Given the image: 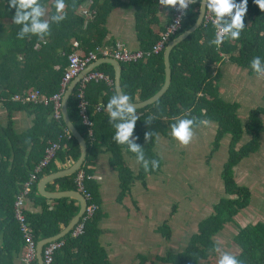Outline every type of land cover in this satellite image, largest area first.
Masks as SVG:
<instances>
[{
  "label": "trees",
  "instance_id": "obj_1",
  "mask_svg": "<svg viewBox=\"0 0 264 264\" xmlns=\"http://www.w3.org/2000/svg\"><path fill=\"white\" fill-rule=\"evenodd\" d=\"M240 2L241 0H234V3ZM64 3L66 15L56 12L55 0H37L33 7L38 6L42 10L48 6L47 17L44 19L41 15L38 18L41 23L47 22L48 28L43 33L34 34L30 31L23 32L24 24L13 23L14 13L19 5L9 8V0H0V105L6 113L5 123L0 124V264H11V257L20 250L22 252L23 239L19 224L14 218L13 201L50 142H58L61 147L32 182L26 198L34 199L40 210L30 213L23 209L24 221L32 238L38 240L56 234L77 210L76 201L68 197L53 199L52 207L48 208L46 199L35 192L36 182L41 175L57 170L54 160L72 162L76 159V141L72 137L65 138L61 117L52 118L50 103L43 105L14 102L10 97L14 94L22 95L30 89L45 96L55 93L67 64V54L72 50L70 41L76 40L84 52L104 45V22L112 9L119 7L133 10L139 49L147 50L157 39L158 34L152 26L157 24L159 7L169 8L160 5L159 0H64ZM197 6L198 0L188 7L178 33L193 23ZM81 8L91 12L88 18L85 19L78 13ZM31 10L28 8L20 11L23 13ZM224 21L230 23L231 17L221 21L226 26ZM243 22L245 27L239 39L232 40L229 38L230 33L226 34L219 48L212 43L215 39L213 26L201 23L170 49V79L167 88L155 101L136 109L139 119L129 141L138 146L137 152H132L127 143L121 145L113 139L116 133L114 125L125 121L118 117L110 123L106 111L107 103L115 95L112 67L102 63L93 68L107 74L111 79L110 85L103 81H89L83 89V98L87 103L85 111L91 121L90 135L81 123L76 106L78 83L74 86L66 100V113L85 142V155L80 166L85 174L82 183L90 193L96 210L84 222L81 234L71 237L67 232L60 238L63 244L53 251L50 264H110L104 250L97 243V222L102 213L99 208L98 187L91 179L94 159L98 153L109 154L108 165L116 171L118 179L116 201L120 202L134 181H139L145 187V177L159 172L161 161L153 151V141L157 134L167 136L171 132V125L178 124L176 118L191 119L190 128L205 121L215 123L208 156L217 150L219 140L228 134L226 158L219 171L225 196L213 203L211 212L196 223L195 231L181 250L166 251L164 255H155L149 261L144 255L137 254L135 264H217L209 261V256L215 250L213 236L225 223L232 222L233 217L250 200L249 189L234 181L232 167L254 153L259 147L260 136L264 135V124L260 119V114L264 115V107L250 108L242 123L236 114L238 103L225 101L218 93L220 75L217 67L224 60L245 69L248 75H257L259 73L251 68V61L259 57L260 68L264 70V11L259 9L254 0H248ZM25 23L31 27V19ZM161 54L162 51L119 64L120 90L122 94L131 97L129 102L142 101L158 90L164 75ZM13 111H23L31 116V125L16 133L12 128ZM145 133H148L147 138ZM243 133L247 134V141L235 148ZM122 150L136 159L138 167L135 173L125 164ZM74 176L75 173H72L56 178L46 188L75 190ZM173 210L172 205L169 215ZM156 231L164 240L169 239L170 230L165 221ZM232 242L237 248L233 255L242 264H264L263 222L256 221L238 227Z\"/></svg>",
  "mask_w": 264,
  "mask_h": 264
},
{
  "label": "rangeland",
  "instance_id": "obj_2",
  "mask_svg": "<svg viewBox=\"0 0 264 264\" xmlns=\"http://www.w3.org/2000/svg\"><path fill=\"white\" fill-rule=\"evenodd\" d=\"M47 12L48 6L42 8L44 19ZM233 67L238 70L232 72L227 65L219 70L221 98L238 103L236 114L244 123L250 108L264 107V70L257 75H248L245 69ZM260 119L264 124V115L260 114ZM206 122L207 125L201 122L190 128L193 138L186 146L175 140L171 132L167 136L157 134L152 148L160 158V170L145 177V188L139 181L133 182L131 198L140 203V213L145 214V220L144 225L134 231L135 237L130 234L129 238L133 237L137 242L139 239L137 245L141 251L138 254L144 255L148 261L155 255H164L166 251L181 250L195 231L196 223L211 212L213 203L225 196L219 171L226 158L229 136L225 134L219 140L217 150L208 156L216 125ZM247 139V134L243 133L235 148ZM123 154L125 164L135 173L138 167L136 159L125 152ZM232 174L237 184L249 189L250 200L232 222L225 223L213 236L215 250L209 256L210 262H217L221 252L236 253L232 237L238 227L256 221L264 223V135L260 136L258 149L232 167ZM172 205L174 210L169 215ZM163 221L170 230L168 240L156 231ZM134 261L137 262L136 256Z\"/></svg>",
  "mask_w": 264,
  "mask_h": 264
},
{
  "label": "built area",
  "instance_id": "obj_3",
  "mask_svg": "<svg viewBox=\"0 0 264 264\" xmlns=\"http://www.w3.org/2000/svg\"><path fill=\"white\" fill-rule=\"evenodd\" d=\"M187 8L180 9L179 5H176L174 8L169 7V19L167 23L163 26V29L158 33L157 39L150 45L147 50H129L124 44L119 43L118 41L113 42L107 46L95 47L93 50L84 52L76 40H71L70 45L72 50L67 54V64L63 70L62 76L59 82L58 90L49 95L45 96L40 94L39 91L35 89H30L24 92L22 95L14 94L10 97V100L14 102L21 103H34V104H51V116L52 118H60V100L61 96L71 79H73L81 70H83L87 65L96 61L98 58H111L119 63L133 62L139 59H143L150 55L157 54L161 52L165 44L178 33L180 29V23L185 15L184 13L188 7L192 4L190 0H186ZM78 13L82 15L85 19L91 14L86 8L79 9ZM214 15V14H213ZM213 16L206 9L203 12L202 23H209L214 28V37L216 36V31L213 25ZM221 27L224 25L221 23ZM89 81H103L106 84H111V79L109 76L99 70L90 69L86 71L81 78L78 80V85L76 87V98H77V109L78 114L81 119V123L85 126L87 134L90 135V126L91 121L88 119L85 111L86 101L83 98V89L87 82ZM76 83V84H77ZM64 136L66 139H69L71 134L67 128L63 130ZM61 146L58 142H50L43 150L42 157L37 161V163L32 168V171L29 173V178L23 183L22 188L17 192L14 201H13V214L14 218L19 224V230L22 234L23 244L22 252L20 256L21 264H36L35 260V244L37 240H34L31 236L30 230L26 225L23 217L24 201L26 195L30 190V186L33 181L36 180L37 173L42 171L48 164V162L53 159L55 151ZM75 176L73 179L75 185V191L79 192L83 199L85 200V207L83 212L79 216L77 222L70 228L69 235L75 237L82 233L84 222L89 219L94 211L96 210L95 203L92 202L90 193L84 188L82 183L85 176L84 172L80 167L74 172ZM63 244L62 239H55L49 241L43 245L41 249V258L42 264H50L52 261V253L55 249L59 248Z\"/></svg>",
  "mask_w": 264,
  "mask_h": 264
},
{
  "label": "crops",
  "instance_id": "obj_4",
  "mask_svg": "<svg viewBox=\"0 0 264 264\" xmlns=\"http://www.w3.org/2000/svg\"><path fill=\"white\" fill-rule=\"evenodd\" d=\"M227 17L230 16H225L224 18ZM168 19L169 9H161V7H159L157 12V24L152 26L156 34H158L163 29V26L167 23ZM104 27L106 33L102 43L104 45L102 46H107L110 45L111 42L118 41L119 43L124 44V46L129 50L139 49L140 46L134 29V14L132 9H124L119 7L112 9L106 16ZM225 65H227L228 69L232 72L238 70L233 67L234 64L224 60V62L217 67L218 71L220 68L223 69ZM218 88V93L221 97V93L223 92L220 89V78L218 81ZM5 120V109L2 105H0V124H4ZM11 120L12 128L16 133L21 132L31 125V116L26 115L23 111L11 112ZM123 152L124 151L122 150V158L126 163ZM108 156L109 154L107 152L98 153L94 159L93 165L91 166V179L97 184L98 187L97 190L100 199L99 208L100 212L102 213L101 218L97 222V228L99 229L97 243L104 250L107 260L110 264H135V256L141 251L140 247L137 245V243H139V239L138 242L134 241V238H129V235H134V231H136L137 228H140L141 225H144L143 221L145 220V214L143 212L142 214L140 213V203L131 198V188L133 183L131 184L128 193L122 197L120 202L116 201L119 191L118 179L117 174L114 173L115 171L108 165ZM54 163L57 167V170H59L67 167L71 161L66 160L64 162H60L58 160H54ZM127 166L129 167V165ZM47 184L44 186L45 190H58L47 189ZM145 186L147 187V185ZM35 192L38 194L36 185ZM44 198L46 199L45 203L48 205V208L52 207L53 199H48L46 197ZM35 203L36 202L34 199L26 198L24 201V209L30 213L38 212L40 208ZM75 204L77 208V201ZM129 216L131 218L130 221ZM148 224L150 225V223ZM63 227L64 226H62L60 229ZM149 230L150 228L148 229V233ZM20 256L21 250L11 257V264H21Z\"/></svg>",
  "mask_w": 264,
  "mask_h": 264
},
{
  "label": "clouds",
  "instance_id": "obj_5",
  "mask_svg": "<svg viewBox=\"0 0 264 264\" xmlns=\"http://www.w3.org/2000/svg\"><path fill=\"white\" fill-rule=\"evenodd\" d=\"M191 3L196 4V0H190ZM247 2L248 0H241L239 4L234 3V0H200L201 10H207L213 16V25L216 31L215 39L212 43L216 45L217 48L224 42L226 34L230 33V39L237 40L240 37L241 31L244 29V16L247 12ZM254 3L259 7L261 11H264V0H254ZM19 5L18 10L14 13L13 23L20 25L24 24L22 29L23 32H32L34 34L43 33L48 28V23H41L39 17L43 14L40 7H33L37 4V0H9V8H14ZM160 5L166 7L174 8L179 5L180 9L187 8L186 0H159ZM64 0H55L56 12L66 13ZM31 8V12H21V9ZM186 14V13H184ZM214 14V15H213ZM225 16L231 17V22L228 23L224 21L226 26L221 27V21ZM31 19V27L29 28L27 21ZM251 68L256 72L260 73L262 69L260 68V58L255 57L251 61ZM131 97L125 94H115L113 95L109 102L107 103L106 111L109 116V122L116 120L118 117L125 122L115 124L114 128L116 133L113 139L116 143L124 145L128 144L132 152L139 151L138 146L135 143L129 141V137L132 136L134 127L136 125L139 117L136 115V109L133 104L129 101ZM115 106V110H113ZM178 124L171 125L170 135L177 140L181 145H188L193 138V132L190 130L192 125L191 119H181L176 118ZM205 125L207 122L205 121ZM148 133H145L147 138ZM219 251V249H216ZM217 264H242L238 261L236 256L229 252H221L217 260Z\"/></svg>",
  "mask_w": 264,
  "mask_h": 264
},
{
  "label": "water",
  "instance_id": "obj_6",
  "mask_svg": "<svg viewBox=\"0 0 264 264\" xmlns=\"http://www.w3.org/2000/svg\"><path fill=\"white\" fill-rule=\"evenodd\" d=\"M203 12L201 10L200 6V0H198V6H197V13L196 17L193 21V23L187 27L186 29L181 30L177 35L172 37L164 46L162 50V61H163V81L158 90L152 94L150 97L142 100V101H136V102H129L130 104H133L135 106V109L144 107L153 101H155L167 88L169 79H170V69H169V63H168V54L170 49L177 44L179 41L184 39L189 33H191L195 28H197L202 23V17ZM106 63L109 64L112 67L113 70V89L115 94H122L119 86V75H120V63L115 61L111 58H98L96 61L90 63L87 65L83 70H81L73 79L70 80V82L67 84L60 100V117L63 122V125L65 128L68 129L69 133L71 134L72 138L76 141L78 146V156L76 157L73 162H71L67 167L41 175V177L36 182V190L39 195L46 197L48 199H56L61 197H69L71 199H74L77 201L78 206L77 210L74 213V215L70 218L68 223L60 229L56 234L49 236V237H43L36 241L35 244V260L36 264H42V258H41V249L44 244H46L49 241H53L55 239L61 238L63 235H65L70 228L77 222L79 216L83 212V209L85 207V200L83 199L82 195L75 191V190H55V191H47L45 190L44 186L47 183H51L54 179L67 176L72 173H74L80 166L83 161L84 155H85V142L82 136L79 134L77 129L71 124L67 113H66V100L68 95L70 94L71 90L74 88L78 80L81 78V76L88 70L93 69L99 64Z\"/></svg>",
  "mask_w": 264,
  "mask_h": 264
}]
</instances>
